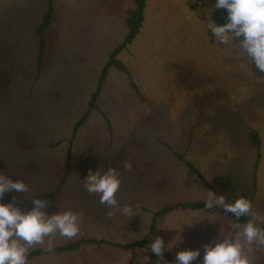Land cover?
<instances>
[{
    "label": "rangeland",
    "instance_id": "rangeland-1",
    "mask_svg": "<svg viewBox=\"0 0 264 264\" xmlns=\"http://www.w3.org/2000/svg\"><path fill=\"white\" fill-rule=\"evenodd\" d=\"M52 3L54 21L43 33L38 76L36 29L47 0L0 1V174L23 180L31 192H6L0 203L28 212L33 200L43 199L47 215L81 213L80 233L72 239L57 234L53 248L88 239L147 242L134 251L83 244L75 251L38 255L29 264H169L187 249H199L192 264H203V245L222 242L234 218L217 209L176 208L159 216L149 235L153 217L175 204L205 203L208 191L228 203L252 195L253 211L264 215V72L234 44L209 35L216 0H146L141 32L119 54L138 92L126 73L110 69L98 98L100 111L89 113L70 142L100 73L128 36L126 18L136 4ZM250 128L260 135L255 167ZM179 154L200 169L209 186ZM109 168L121 180L119 205L137 212L132 218L119 211L109 217L114 209L84 188L89 171ZM157 236L171 247L162 259L149 248ZM40 248L47 242L30 252ZM252 259L264 264V251Z\"/></svg>",
    "mask_w": 264,
    "mask_h": 264
},
{
    "label": "clouds",
    "instance_id": "clouds-1",
    "mask_svg": "<svg viewBox=\"0 0 264 264\" xmlns=\"http://www.w3.org/2000/svg\"><path fill=\"white\" fill-rule=\"evenodd\" d=\"M215 8L227 10V22L224 24H217L211 16L208 17L207 27L216 41L224 45L234 44L246 54L250 64L254 61L256 68L264 72V0H216ZM235 39H239L238 45L234 43ZM131 168V162L126 161L124 169L130 171ZM83 182L88 193L99 195L101 204L114 209L108 213L109 217L115 215L116 211L129 218L137 214L132 205L121 207L116 199L121 186L116 169L109 168L103 173L100 170L89 171ZM13 190L31 193L23 180L13 181L0 174V199ZM205 203L206 208H223L236 219L229 221L231 234H223L222 242L215 246L203 245V264H253V254L264 251V215L254 212L252 201L243 196L228 203L224 195L217 196L208 191ZM33 205L31 211L24 212L13 203H0V264H29L28 253L35 246L47 242L46 251L50 252L57 234L72 239L80 233L81 213L67 210L47 215L41 210L47 207L46 200L35 199ZM240 217L250 218L246 223H241ZM166 247L171 248L159 236L149 246L160 259ZM199 257V249L182 250L176 254L174 264H192ZM157 264H160V260Z\"/></svg>",
    "mask_w": 264,
    "mask_h": 264
},
{
    "label": "trees",
    "instance_id": "trees-1",
    "mask_svg": "<svg viewBox=\"0 0 264 264\" xmlns=\"http://www.w3.org/2000/svg\"><path fill=\"white\" fill-rule=\"evenodd\" d=\"M135 4H136V9L130 10L128 12V17L126 18V24H127L128 30H129L128 36L126 37L124 42L110 55L103 72L100 73L96 88H95L94 92L90 95L88 106H87L88 108L83 113L82 117L76 122V124L73 127L70 142L73 141V137H74L76 131L85 122L89 113L91 111H94V110L100 111L99 106H98V98L100 97L104 82L107 79V76H108L110 69L115 68L121 72L126 73L128 75V78H130L129 79V86L134 91L138 92L136 85L134 84V82L131 79V74H130V71H129L127 65L122 60L119 59V54H121L129 46H131L132 43L134 42V40L136 39V37L138 36V34L141 32V28L143 27V23L145 21L144 13H145L146 5H147L146 0H135ZM53 15H54V7H53L52 0H47V12L43 17L42 23L36 29V35L38 37V44H39V53H38V58H37L38 76L40 74L39 71H40V67H41V60H42V56H43L44 49H45V47H44L45 45L43 43L42 37H43L44 31L53 23V21H54ZM211 19L214 20L217 24L226 23L227 22V10L226 9L215 10L211 16ZM208 33L210 36H213L210 30L208 31ZM227 113L229 114L231 112L229 111ZM104 116L106 118V115H104ZM241 116L242 115L240 114V118H241ZM107 121H108L107 122L108 126L111 125L109 120H107ZM259 138H260V135H259L258 131L254 128H250V143H251L252 148H253L254 153H255V160L253 162L254 167L256 166L257 159L259 158V152H258L259 151ZM69 159H70V155L68 153V155L66 157V162ZM178 159L182 163H184L185 166L191 172H193L198 178H200L207 186H209L208 182L203 177V174L199 168H197L194 164L189 162L183 155L179 154ZM65 178H66V176L63 177V180H62L60 185H62L64 183ZM253 185H254V183H252V188H253L252 191L254 190ZM58 189H60V186L58 187ZM252 194H253V192H252ZM251 197H252V195H250V197L248 199L251 200ZM176 208L191 209V210H195V211L196 210L212 211V210L217 209L218 211L223 212L226 215L236 219L232 213L225 212L223 208L208 209V208H206V203H204V202H184V203H179V204L169 206L167 208H163L160 211L156 212L154 214V217H153V221H152V225L150 228V234L149 235L153 234L155 229H156L157 218L161 215H164L165 213H167L169 211L176 209ZM239 219H240L241 223H246L247 220L249 219V217H240ZM146 242H147V238H144L140 241H136V242L130 243V244L111 243L107 240L88 239V240H81L77 243H73V244L67 245L65 247L53 248L52 251H50V252L46 251V249H44V248L36 249V250H33L30 253H28L27 259L29 261L33 257H36V256L41 255V254L59 253V252H65V251H75L83 244H96V243H98V244L105 243L107 245H110L112 247H116L118 249L134 251L137 248H141ZM174 262H175V259H171L169 261V264H174Z\"/></svg>",
    "mask_w": 264,
    "mask_h": 264
}]
</instances>
